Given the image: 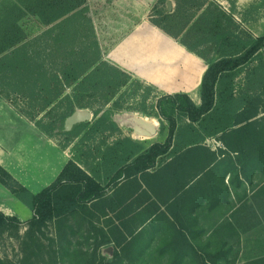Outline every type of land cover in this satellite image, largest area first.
Segmentation results:
<instances>
[{
	"label": "crops",
	"instance_id": "1",
	"mask_svg": "<svg viewBox=\"0 0 264 264\" xmlns=\"http://www.w3.org/2000/svg\"><path fill=\"white\" fill-rule=\"evenodd\" d=\"M95 1L128 14L113 24L117 28L110 42L101 40L103 60L131 79L153 86L158 97L185 93L196 105L201 103L200 84L207 63L159 27L140 20L147 17L153 0ZM217 1L224 8L230 3L232 8L256 3ZM237 79L236 97H258L245 83L246 75L242 86L236 85ZM262 115L263 111L250 121H261ZM114 121L122 132L114 134V142L104 147L102 161L89 171L0 94V166L33 194L50 185L70 159L91 176L97 172L96 180L107 185L126 147L131 149L130 144L115 148L118 142L129 140L140 146L131 163L168 136L166 129L151 141L155 131L137 130L130 117ZM227 139L233 140L229 148L218 135H205L175 155L157 158L144 173L122 174L107 185L103 196L86 203L80 216L90 226L89 238L111 250L110 260L102 255L103 264H264L263 134L253 124L248 132ZM0 211L23 222L33 217L32 210L2 183Z\"/></svg>",
	"mask_w": 264,
	"mask_h": 264
},
{
	"label": "trees",
	"instance_id": "2",
	"mask_svg": "<svg viewBox=\"0 0 264 264\" xmlns=\"http://www.w3.org/2000/svg\"><path fill=\"white\" fill-rule=\"evenodd\" d=\"M167 1H156L150 20L167 35L178 39L181 44L207 61L200 84L201 103L196 105L185 93L159 97L156 108L166 121L168 129L165 142L151 144L131 163L128 161L140 151V146L129 140L118 142L115 148L123 149L130 144L131 149L127 150L126 147L114 168L119 166V169L108 186L116 182L122 174L144 173L155 166L157 158L175 155L184 146L197 143L205 135H218L229 148V143L233 140L231 142V139H227L228 136L248 132L250 126L256 124L264 140V115L260 117L261 121H250L261 111L264 112L258 97L234 95L235 79L243 70L248 86L259 85L264 89V34L254 37L244 32L233 16L216 1L173 0L174 8L168 12L165 10ZM54 2L55 5L44 7L68 5V0ZM159 5L162 6L160 9ZM152 15H158V18ZM9 32L8 42L0 48V53L9 49L0 57V85L3 84L0 86V93H25L29 87L40 84L41 91L46 92L48 103H51L62 94L64 85L77 82L79 94L74 95L69 111L60 116L55 126L65 134L78 136L89 126L90 122L86 121L65 130V119L75 111V106L93 107V100L100 105H106L130 80L128 73L100 59L97 41H94V57L84 54L79 60H61L58 69L49 71L44 69L42 63L38 64L34 60L29 42L21 44L26 37L18 26H13ZM62 34L60 32L58 37ZM255 62L257 64L249 68ZM13 79L17 80L12 82ZM98 112L96 110L94 115ZM108 116V112L102 114L89 130L100 127ZM182 118L186 122L179 124ZM38 122L35 124L40 127ZM112 125L116 128L114 123ZM112 171L113 168L110 173ZM96 178L97 172L94 171L91 176L70 159L50 185L33 194L0 166V183L33 212V217L23 222L16 216L5 215L0 211V232L18 229L22 225H27L30 230L39 229L49 221L80 214L82 208H86L87 202H92L104 194L107 185L102 186ZM30 240L34 241L33 236ZM83 260L84 264L95 263L87 257ZM0 264L13 263L0 259Z\"/></svg>",
	"mask_w": 264,
	"mask_h": 264
},
{
	"label": "rangeland",
	"instance_id": "3",
	"mask_svg": "<svg viewBox=\"0 0 264 264\" xmlns=\"http://www.w3.org/2000/svg\"><path fill=\"white\" fill-rule=\"evenodd\" d=\"M156 1L153 0L147 17L143 16L140 20L152 23L150 14ZM171 1L173 9L174 1ZM227 1L230 3V0ZM55 4L54 0H0V48L8 42L9 30L16 25L26 37L21 44L30 43L29 49L33 53L34 60L38 64L42 63L44 69L49 71L58 69L61 60L68 62L79 60L84 54L87 57H94L96 52L94 41L98 43L100 59L103 60L101 40L110 42L114 37L113 29L117 28L113 24L120 19L128 18V14H121L114 8H105L107 5L95 0H68V5L44 7ZM230 4L229 8L224 9L233 16L244 32L254 37L264 34V0H256V3H251L245 8H232L234 4ZM161 7L159 5L158 9ZM165 10L169 11L167 3ZM152 16L158 18V15ZM60 32L63 34L58 37ZM176 41L180 43L178 39ZM185 48L189 50L186 46ZM8 50L0 53V57ZM172 55L175 56L174 53ZM202 59L207 63L204 58ZM256 64V62L252 63L249 68ZM244 76L245 73L242 71L238 73L236 81L238 87L243 85ZM16 80L13 79L12 82ZM253 89L258 95V101L264 107L263 87L255 85ZM24 92L27 94H8L7 91L0 94L26 119L34 123L39 121V128L60 147L70 150L72 157L78 163L82 160V166H88L89 171L102 161L104 147L114 142V134L118 131L122 132L114 120L130 117L135 122L133 126L137 130L143 128L139 123L154 126L155 134L151 141L153 137L158 138L167 129V123L156 108L159 93L153 86L135 81L131 76L128 83L108 104L100 105L93 100V107L75 106V110L88 109L92 113L91 120L88 121L89 126L78 136L65 134L55 127L60 116L69 111L74 95L79 94L77 82L64 85L62 94L51 103H48L46 92L41 91L40 84L29 87ZM96 110L99 112L94 115ZM105 112H108L109 116L103 120L100 127L98 126L99 129L89 130ZM182 119L179 124L186 122V119ZM116 122L121 123V121ZM64 128L68 131L65 125ZM121 128L125 129L126 125L122 124ZM214 143L216 141L209 142L211 145ZM89 228L87 221L82 219L80 214H74L49 221L39 229L30 230L27 225H22L18 229H6L0 232V259L13 264H26V262L27 264H84L83 259L87 257L93 260L94 264H103L102 255L105 260L111 259L110 247H98L95 240L88 236ZM32 236L34 241L30 240Z\"/></svg>",
	"mask_w": 264,
	"mask_h": 264
},
{
	"label": "water",
	"instance_id": "4",
	"mask_svg": "<svg viewBox=\"0 0 264 264\" xmlns=\"http://www.w3.org/2000/svg\"><path fill=\"white\" fill-rule=\"evenodd\" d=\"M167 7H168L169 11L172 10V1L171 0L167 1ZM91 117H92V113L88 109L75 110L69 117H67L65 119L64 125H65L66 129L70 130V129H72L73 125H75L77 123L89 121L91 119ZM139 125H141L143 128L148 130L150 133H153L155 131L154 127L151 125H144L141 123H139Z\"/></svg>",
	"mask_w": 264,
	"mask_h": 264
},
{
	"label": "bare ground",
	"instance_id": "5",
	"mask_svg": "<svg viewBox=\"0 0 264 264\" xmlns=\"http://www.w3.org/2000/svg\"><path fill=\"white\" fill-rule=\"evenodd\" d=\"M144 125H148V124H144Z\"/></svg>",
	"mask_w": 264,
	"mask_h": 264
}]
</instances>
